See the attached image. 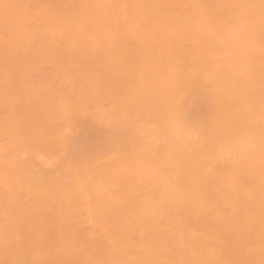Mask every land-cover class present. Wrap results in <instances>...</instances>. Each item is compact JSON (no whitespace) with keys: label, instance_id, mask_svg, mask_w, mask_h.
Instances as JSON below:
<instances>
[{"label":"bare ground","instance_id":"bare-ground-1","mask_svg":"<svg viewBox=\"0 0 264 264\" xmlns=\"http://www.w3.org/2000/svg\"><path fill=\"white\" fill-rule=\"evenodd\" d=\"M0 264H264V0H0Z\"/></svg>","mask_w":264,"mask_h":264},{"label":"rangeland","instance_id":"rangeland-1","mask_svg":"<svg viewBox=\"0 0 264 264\" xmlns=\"http://www.w3.org/2000/svg\"><path fill=\"white\" fill-rule=\"evenodd\" d=\"M15 158H13V157H10L8 160L10 161V163L11 164H16V166H21V164H25L27 167H31V166H33L32 165V163L33 162H31V161H29V159H28V157L27 156H25V157H23L22 155L21 156H14ZM21 157H23V158H21ZM27 157V158H26ZM23 160V161H22ZM21 161V162H20ZM16 162V163H15ZM23 162V163H22ZM30 162V163H29ZM40 162H42V160H40ZM36 163V162H35ZM24 165V166H25ZM25 169H23V171H24Z\"/></svg>","mask_w":264,"mask_h":264}]
</instances>
